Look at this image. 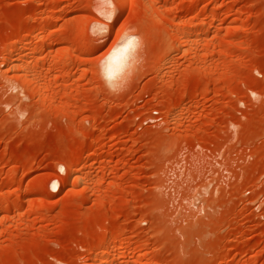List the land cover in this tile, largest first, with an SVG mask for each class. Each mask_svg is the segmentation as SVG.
I'll use <instances>...</instances> for the list:
<instances>
[{"label":"rangeland","instance_id":"obj_1","mask_svg":"<svg viewBox=\"0 0 264 264\" xmlns=\"http://www.w3.org/2000/svg\"><path fill=\"white\" fill-rule=\"evenodd\" d=\"M0 264H264V0H0Z\"/></svg>","mask_w":264,"mask_h":264},{"label":"bare ground","instance_id":"obj_2","mask_svg":"<svg viewBox=\"0 0 264 264\" xmlns=\"http://www.w3.org/2000/svg\"><path fill=\"white\" fill-rule=\"evenodd\" d=\"M113 1H115V0H113ZM117 7H118V5H117ZM134 35L135 34L125 35L123 38H121V40L117 44H115L112 48H110L109 51L107 52V54L105 55L104 60H103V65H102V70L101 71H102V74L106 78L107 81H109V82L114 81L115 82V79L117 77H119V75L125 69H128V66H131V64H132V62H130L131 61V58H132V56L134 54H136V53L133 54V52H134V50H135L136 47L137 48L139 47L137 45V43H138L137 42V38ZM126 41H131L132 42V46L131 47H127L126 46ZM44 43L45 42L43 41L42 42V45ZM139 44H140V40H139ZM40 48L42 49V47H38L36 50H39L40 51L41 50ZM137 48H136V50H137ZM36 50H35V53L37 52ZM135 52H137V51H135ZM126 71L127 70H125V73H126ZM125 73H123V74H125ZM21 78H23V77H21ZM57 187H58V184L56 182L52 183V188L53 189H55ZM136 256H138V255H136Z\"/></svg>","mask_w":264,"mask_h":264},{"label":"snow or ice","instance_id":"obj_3","mask_svg":"<svg viewBox=\"0 0 264 264\" xmlns=\"http://www.w3.org/2000/svg\"><path fill=\"white\" fill-rule=\"evenodd\" d=\"M126 46L127 47H131L132 46V42L131 41H126ZM126 50V49H125Z\"/></svg>","mask_w":264,"mask_h":264}]
</instances>
